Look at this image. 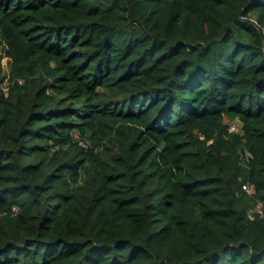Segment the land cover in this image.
Segmentation results:
<instances>
[{
    "label": "trees",
    "instance_id": "trees-1",
    "mask_svg": "<svg viewBox=\"0 0 264 264\" xmlns=\"http://www.w3.org/2000/svg\"><path fill=\"white\" fill-rule=\"evenodd\" d=\"M0 264H264V0H0Z\"/></svg>",
    "mask_w": 264,
    "mask_h": 264
},
{
    "label": "built area",
    "instance_id": "built-area-1",
    "mask_svg": "<svg viewBox=\"0 0 264 264\" xmlns=\"http://www.w3.org/2000/svg\"><path fill=\"white\" fill-rule=\"evenodd\" d=\"M4 90H5V92L7 91V87H6V85H5V87H4ZM237 121H238V120H237ZM238 122H239V121H238ZM235 129H236L235 124H234V123H231L230 126H229V130H230V131H233V130H235ZM242 189H243L246 193H248V194H251V193L254 192V186H253L252 184L248 183V182H245V183L242 184ZM252 211H258V212H261V205H260V204H257V205L253 208ZM250 218H253V214H252L251 212H250Z\"/></svg>",
    "mask_w": 264,
    "mask_h": 264
},
{
    "label": "rangeland",
    "instance_id": "rangeland-1",
    "mask_svg": "<svg viewBox=\"0 0 264 264\" xmlns=\"http://www.w3.org/2000/svg\"><path fill=\"white\" fill-rule=\"evenodd\" d=\"M2 70H3V73L6 74L8 73V70H9V59L7 57H3L2 60ZM6 80V79H5ZM6 83V81H4V84ZM231 123H234L235 124V127L236 129L233 130V131H240V122H238L236 119L233 120ZM230 123V124H231Z\"/></svg>",
    "mask_w": 264,
    "mask_h": 264
}]
</instances>
